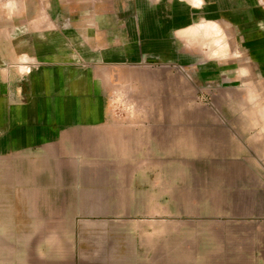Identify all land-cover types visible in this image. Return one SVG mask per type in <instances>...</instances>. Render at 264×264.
Segmentation results:
<instances>
[{
    "label": "crops",
    "instance_id": "obj_1",
    "mask_svg": "<svg viewBox=\"0 0 264 264\" xmlns=\"http://www.w3.org/2000/svg\"><path fill=\"white\" fill-rule=\"evenodd\" d=\"M48 13L30 47L0 60V264L123 261L135 230L156 231L165 254L167 227L189 230L174 244L196 246L191 262L264 264V129L235 151L214 129L183 127L182 64L164 61L176 52L161 47L163 31L185 38L196 13L162 11L169 28L154 32V13L118 16L136 18L141 39L115 26L98 48L99 31L88 61Z\"/></svg>",
    "mask_w": 264,
    "mask_h": 264
},
{
    "label": "rangeland",
    "instance_id": "obj_2",
    "mask_svg": "<svg viewBox=\"0 0 264 264\" xmlns=\"http://www.w3.org/2000/svg\"><path fill=\"white\" fill-rule=\"evenodd\" d=\"M206 2L208 4L203 0L198 4L192 0H0V60H13L17 46L22 49L31 46V39L26 35H30L31 30L34 34L41 33L38 30L46 27L48 11L54 15L55 28L65 27L71 31L75 49H79L88 61L93 58L95 48L89 36L99 31L103 37L97 38L95 46L98 48L100 41L102 46L109 44L108 33L116 29L115 26L119 31L125 25H133L134 33L139 34L137 39H141V23L136 18L133 22H125V19H117L118 16L132 14L136 17L143 11L154 13L147 22L154 32L158 25L170 24L158 21V13L162 18V11L172 17L192 10L198 20L182 26L186 28L181 30V33L187 32L185 38L179 34L171 35L168 29L163 31L166 36L160 39L161 47L170 50L173 46L176 52L175 58L166 54L164 61L175 60L182 64L185 77L182 78L181 93L182 126L214 129L218 143L223 142L224 147L238 151L237 141L252 142L254 129H264V0ZM210 20L217 22L218 32L207 34L203 28L195 30L196 26ZM20 32L26 34L19 38ZM150 47L153 54H150L149 62L159 61L154 52L158 46L151 44ZM134 60H140L139 56ZM240 68L245 69L246 75L238 79L237 72L244 71ZM168 94L167 91V97ZM135 233H139V239L135 238L133 256L127 255L126 260L118 262L91 261L86 264H197L190 261L194 256L190 251L196 246L174 244L182 238L188 242L189 230L175 233L167 227L165 254H161L164 247L158 246L156 231L135 230ZM197 249L205 252L204 245ZM161 258H165L164 263H159Z\"/></svg>",
    "mask_w": 264,
    "mask_h": 264
}]
</instances>
